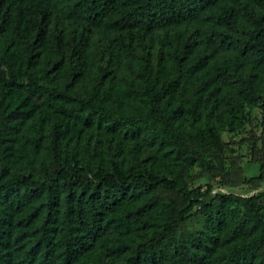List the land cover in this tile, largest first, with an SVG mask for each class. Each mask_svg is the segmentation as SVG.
<instances>
[{
    "label": "trees",
    "instance_id": "obj_1",
    "mask_svg": "<svg viewBox=\"0 0 264 264\" xmlns=\"http://www.w3.org/2000/svg\"><path fill=\"white\" fill-rule=\"evenodd\" d=\"M240 12L246 23L234 41ZM204 18L211 25L198 29L194 23ZM65 23L77 27L69 38L49 31ZM180 24L196 28L178 36L174 74L166 77L158 70L152 78L145 69L140 75L142 86L122 93L132 103L126 110L120 104L110 105L109 94L97 89L72 99L75 102L69 109L62 100L66 94L57 85L38 88L56 111L73 113L85 126L97 121L111 132L120 131L132 139L145 137L156 153L177 165L183 155L180 138L195 140L201 150H220L212 123L207 121L187 135L178 121L185 115L194 125L205 113H213L219 91L216 81L226 83L237 76L239 57L251 54L264 64V0H0V62L8 76H0V152L6 153V144L15 141V133L24 131L22 121L8 119L19 111L31 114V109L25 111V102L13 100L10 86L22 78V61L32 64L34 55L25 49L10 50L12 46L23 47L31 38L41 46L47 43L64 52L79 75L94 57L93 47L101 37L114 33L112 41L122 44L128 36L144 37ZM197 35L214 51L236 48L237 58L214 65V76H208L205 56L195 47L193 37ZM246 90L252 100H261L251 85ZM62 128L57 125L49 134L56 167L50 171V163L39 161L42 177L10 172L7 164L0 163V264H105L102 258L99 262L87 258L95 241L106 258L123 259V264H264V212L254 200L228 195L201 205L204 228L188 233L183 241L176 237L173 205L166 220L144 219L136 227L139 237L132 247L121 237L111 244L100 240L111 225L128 234L127 216L160 213L162 203L154 196L155 190L174 191L191 201L189 187L177 178L155 174L137 157L125 165L109 151L105 160L96 146L88 144L87 156L93 166L83 170L80 165L84 162L74 152L61 157ZM30 141L36 154L38 138L31 136ZM259 170L254 164L247 169L251 179ZM81 173L91 179H81ZM138 199L142 203L126 215L115 214L122 203ZM190 215L191 210L186 209L179 219ZM185 250L189 261L182 256Z\"/></svg>",
    "mask_w": 264,
    "mask_h": 264
},
{
    "label": "rangeland",
    "instance_id": "obj_2",
    "mask_svg": "<svg viewBox=\"0 0 264 264\" xmlns=\"http://www.w3.org/2000/svg\"><path fill=\"white\" fill-rule=\"evenodd\" d=\"M254 7L257 6L254 4ZM237 22L238 26L233 34L234 41L241 36L246 23V17L242 12L238 14ZM211 23V20L204 18L194 25L203 30ZM194 25L180 24L176 27L158 29L144 37L128 36L122 44L112 41L114 33L101 37L93 47L94 57L79 75L75 72L76 65L64 55V52L53 49L47 43L41 46L31 38L32 40L23 42V47L12 46L10 50L22 52L25 49L34 55L32 64L28 65L22 61V78L10 86L13 100L25 102L27 105L25 111L31 109V114L27 116L25 112L19 111L8 119L10 122L22 121L24 131L15 133V141L6 144L8 147L6 153L0 152V163L7 164L10 172L19 171L34 177H42L39 161L46 160L50 163L52 171L56 165H53L51 158L49 134L54 127L62 125V135L59 137L60 155L70 157L74 152L76 157L84 162L80 165L83 170L86 169V165L93 166L87 156L88 144V147L96 146L105 160L110 157L109 151H112L118 160H124L125 165L137 157L145 161L144 165L155 174L177 178L189 187L191 201L183 199L174 191L155 190L153 194L162 203V211L158 214L150 212L153 215L148 213L127 216L130 225L128 234H124L121 228L109 226L100 237V240L104 239L108 244L121 237L132 247L139 237L136 227L144 219L152 221V218L153 220L157 218L158 222L166 220L171 205L176 209L175 233L179 241H183L188 233L204 228L201 205L214 203L221 195L254 200L264 212V64L258 62L254 55L239 57L237 76L232 77L229 82L216 81L219 91L215 95L217 101L211 107L213 109L211 115L205 113L204 118L194 125L187 121L185 115L180 116L178 123L187 135L207 121L212 123L220 144L218 151L201 150L195 140L188 137L180 138L179 143L183 149L180 165L170 158H162L148 145L145 137L132 139L120 131L111 132L97 121L85 126L73 113L56 111L49 105L43 91L38 88V86L51 88L57 85L66 94L62 100L69 109L75 102L72 99L97 89L99 92L109 94L110 105L120 104L121 108L126 110L132 103L127 97H123L122 93L142 86L143 80L140 75L145 69L150 71L152 78L158 70L166 77L174 74L173 60L179 43L178 36L184 31L196 28ZM50 30L67 39L77 27L75 24L65 23ZM121 34L126 37L125 32ZM193 38L197 51L205 56L204 72L208 76H214V65L237 58V50L234 47L214 51V48L205 45L201 36ZM111 51L113 54L109 56ZM0 76L8 78L1 62ZM248 85H251L261 100L251 99L246 90ZM31 136L38 138L36 154L32 152ZM109 146L111 150L108 149ZM251 164L260 166L258 174L253 179L247 171ZM80 178L91 179V176L81 173ZM208 187L210 190L207 193ZM234 202L240 203L238 200ZM139 203H142L141 199L126 201L116 209L115 214L125 212L126 215ZM186 209L191 210V215L184 220L179 219L181 212ZM86 254L91 261L99 262V258H102L106 261L105 264L124 263L123 259L106 258L98 241L92 244ZM182 256L188 260V251H182Z\"/></svg>",
    "mask_w": 264,
    "mask_h": 264
}]
</instances>
